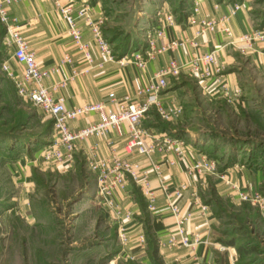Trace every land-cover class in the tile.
<instances>
[{
    "label": "crops",
    "instance_id": "crops-1",
    "mask_svg": "<svg viewBox=\"0 0 264 264\" xmlns=\"http://www.w3.org/2000/svg\"><path fill=\"white\" fill-rule=\"evenodd\" d=\"M194 2L198 8L197 13L193 12ZM160 9L157 23L148 32L152 33L157 26L164 28L162 37L151 35L156 47L173 41H181L182 44L173 51L157 54L153 59H148L143 67H139L129 55L124 54L121 58L123 60L114 57L107 59L101 52L91 27V23L98 22L101 12L96 4L89 5L84 1L74 3L73 11L80 10L86 13L77 20L81 31V43L86 45L84 51L74 44L65 20L55 11L50 0H19L8 6V12L16 19L15 25L33 54L37 66L48 70L45 85L63 82L53 94L61 96L66 107L76 108L106 102L107 108L113 110H117L118 104L123 103L125 98L128 101L142 102L145 95H139V90L148 83L153 73L173 59L181 64L189 59L192 50L189 39L193 38L200 28L198 22L205 19L219 20L228 11L225 2L191 0L188 14L183 19H177L174 13L172 22L168 23L165 18L169 11L163 6ZM225 26H228L230 35L225 33ZM255 26L247 9L240 8L235 16L218 25L214 31H206L196 37L198 52H213L218 58L220 72L212 77L203 78L199 73L192 72L188 66H184L178 76L168 78L167 86L161 90L158 99L165 106L181 107V113L170 121H163L155 109H151L153 111H149L141 118L139 121L141 128L152 135V138L146 137L145 140L154 145V150L148 157L138 155L134 150L125 149L128 138L127 124H122L120 130L111 127L103 135L78 141L74 161L68 172L84 167L94 178V191L97 176L87 167V157L91 154L105 160L111 156L128 159L148 169L154 164L162 173L168 189L182 185L186 188L177 202L184 211L192 212L186 229L192 236L196 234L199 237L194 249L182 247L169 249L159 246V241L165 240L174 231L175 221L165 203L164 194L159 189V180L151 169L149 179L151 187L155 190L154 210L146 206L145 197L141 195L130 177L125 180L122 189L113 190L111 205L104 204L99 198L105 222L124 236L119 256L126 259H141L142 264H154V258L152 259L149 254V237L152 236L155 239L154 255L159 264H220L221 258H225L224 264H235L237 260L235 247L220 243L218 235L228 223L225 221L227 214L238 212L244 202L237 200L232 187L225 185L217 175L200 176L192 174L187 168L202 157H209L206 153L208 146L216 138L215 141L219 145L220 141H223L222 146L230 140L231 145L226 153L238 156L237 160L229 164L225 163L226 160L222 165L218 161V171L225 173L229 181L237 183L240 188L260 192L264 197L262 194L264 172L259 166L245 164L241 160V155L246 154L242 151L245 144L241 148L237 147L240 138L226 132L223 134L222 129L216 128V124L207 121L209 117L206 115L203 116L205 122L203 127L191 131L182 122V118L187 114V108L183 104L184 99L180 96L179 89L192 82L210 104L221 101L229 106L228 113L232 112L252 120L256 125L263 124L264 120H260L262 109L257 105H250L248 101L251 98L256 104L258 97L264 96V41H255L250 45L239 43L237 47L228 44L230 39L252 31ZM146 50L135 53L142 59H147ZM11 52L12 46L8 62L20 77L22 66L11 58ZM111 94L113 100L109 101ZM189 106L191 110L199 109L200 112L196 102L191 101ZM98 119V114L93 112L70 121L69 126L72 130H77L93 124ZM214 134L216 136L213 138ZM165 137L184 140L182 157L173 153L172 145L163 142L162 139ZM199 137H202V140ZM220 159L223 160L225 157ZM169 161H173L174 164L168 165ZM250 204L264 221V204L262 206L252 202ZM154 223L159 225L156 230L153 227Z\"/></svg>",
    "mask_w": 264,
    "mask_h": 264
},
{
    "label": "rangeland",
    "instance_id": "rangeland-1",
    "mask_svg": "<svg viewBox=\"0 0 264 264\" xmlns=\"http://www.w3.org/2000/svg\"><path fill=\"white\" fill-rule=\"evenodd\" d=\"M77 1L98 5L100 35L112 58L119 60L124 54L131 56L148 49L146 36L157 23L162 6L171 14L180 12V0ZM217 1L247 9L254 28L264 26V0ZM10 48L9 35L0 22V264H142L141 259L118 255L123 242L118 238V230L105 222L103 207L94 191V178L88 171L82 167L68 172L69 168L41 158L40 150L54 139L52 119L28 98L17 94L16 81L20 77L9 64ZM3 62H8L15 78L5 74ZM189 85L179 89L187 108L182 122L191 131H197L205 124L206 115L207 121L216 124L223 134H233L247 142L242 150L246 159L242 161L249 163L251 146L264 145V123L256 125L228 113L229 106L221 101L210 104L195 84ZM191 101L197 103L200 112L191 110ZM257 101L254 104L250 98L248 102L262 109L260 120H264V96ZM222 145L220 141L217 146L221 147L214 149L221 165L231 142ZM223 157L224 161L220 159ZM258 166L264 172V162ZM240 202L248 203L254 210L251 201ZM247 227L253 228L260 248L264 249V223L249 221ZM225 261L221 258L220 264Z\"/></svg>",
    "mask_w": 264,
    "mask_h": 264
},
{
    "label": "built area",
    "instance_id": "built-area-1",
    "mask_svg": "<svg viewBox=\"0 0 264 264\" xmlns=\"http://www.w3.org/2000/svg\"><path fill=\"white\" fill-rule=\"evenodd\" d=\"M19 0H0V22L7 30L10 38V45L12 46L11 58L22 66L20 79L16 81V92L23 98H28L41 111L45 112L47 116L52 119V127L54 129V139L45 148L40 150V156L43 160L51 161L60 168H69L74 159V153L78 141L94 136H100L106 133L111 127L118 130L121 129L122 124H127L128 138L125 144L126 150H134L138 155L149 156L153 150L154 145L147 143L145 138L152 135L141 128L139 121L151 109H155L158 116L170 121L181 113V107H172L163 105L158 95L161 90L167 86L168 78L178 76L182 67L188 66L192 72L199 73L203 78L212 77L219 74L220 64L217 56L213 52L200 53L197 50L198 42L196 37L204 34L206 31H214L221 23H225L228 18L235 16L240 9L239 5L228 4V11L222 15L219 20L205 19L200 20V28L196 31L195 36L189 39V44L192 50L189 53V59L181 64L176 59L171 60L165 67L158 69L149 78L148 83L139 90V95H145L142 102L128 101L125 98L123 103L118 104V109L113 110L107 108L106 102H97L92 105L77 106L76 108H68L65 106L64 99L57 97L53 92L59 88L63 82L54 85H45L44 80L48 75V70L41 69L34 61L33 54L29 50L20 30L15 25L16 19L8 12V6ZM56 12H59L67 25L69 34L78 47L84 51L86 45L81 43V31L78 28L77 20L86 15L85 11L74 10L75 0H50ZM193 12L197 13L198 8L194 2L192 5ZM174 18L173 13L166 15L165 21L171 23ZM98 22L91 23L92 31L99 45L101 52H103L107 59H112L108 44L102 40L99 32ZM224 31L230 35L228 26H225ZM164 28L156 27L152 33L146 36L148 49L146 50V58L142 59L138 53H133L130 57L134 59L139 67H143L148 59H153L157 54L166 52L168 50L177 49L182 43L181 41H173L171 43H164L156 47V44L151 35L163 36ZM255 41H264V26L261 28H254L248 33L239 35L236 38L230 39L228 44L237 47L239 43L251 44ZM241 48V47H239ZM88 60V58H86ZM123 60V59H122ZM2 69L9 77H14L12 69L8 62H3ZM15 78V77H14ZM113 100V95H109V101ZM97 113L98 121L91 125L72 130L69 122L77 119L82 115ZM165 144L172 145V151L175 155L182 157L183 147L185 142L180 138H163ZM173 161H169L168 165H173ZM88 170L96 174V196L102 200L106 205H111V196L115 188L122 189L125 180L130 177L137 185L138 190L145 197L148 208L155 209V190L151 187L149 179V170L155 173L159 180V189L164 194V199L170 213L175 221L174 231L171 232L165 240L159 241L160 247L174 248H190L194 249L199 237L191 235L187 232V224L191 218V211H184L178 204L177 199L181 196L185 186H178L177 188L168 189L159 168L151 164L149 169L142 168L137 162L111 156L110 159H99L95 154L87 157ZM188 171L197 175L215 174L224 184L229 185L234 190L236 199L243 201L249 200L252 203L262 206L264 204V197L255 191H249L238 187L234 182L226 178L225 173L218 171V160L212 157H202L200 160L193 162L188 166ZM118 213V211L116 212ZM118 238L123 242L124 236L118 232ZM112 264V263H110Z\"/></svg>",
    "mask_w": 264,
    "mask_h": 264
},
{
    "label": "trees",
    "instance_id": "trees-1",
    "mask_svg": "<svg viewBox=\"0 0 264 264\" xmlns=\"http://www.w3.org/2000/svg\"><path fill=\"white\" fill-rule=\"evenodd\" d=\"M179 8L180 12L175 13L177 19H183L185 17L191 6V0H180L179 2ZM153 110H150V112ZM158 117V116H157ZM216 136L214 134L213 138ZM216 138L213 139V142L209 144V149L207 150V155L216 158V153L214 151L215 147L217 146V143L215 141ZM230 141V140H228ZM237 143V142H235ZM244 140H241L237 144V147L243 146L246 144ZM249 155V163L247 165H254L256 166L258 163L264 162V145L263 143H257L253 146H251V150L248 153ZM243 155V154H242ZM241 155V160L243 159L245 161V156ZM247 156V157H248ZM218 158V157H217ZM238 156L234 153H229L226 162L225 163H232L233 161L237 160ZM262 161L258 162V159H261ZM252 162V163H250ZM258 162V163H257ZM222 168V167H220ZM219 168V169H220ZM264 195V191L262 192ZM142 195V193H141ZM143 196V195H142ZM248 203H243L240 207L238 212H230L227 214L226 220L228 223L223 227L220 231V237L218 238V241L222 243L225 246L231 245L235 247V250L237 252V260L235 264H264V249L260 248V244L258 242V238L253 234L254 230L253 228L247 227L248 222H254L258 225V222L264 223L263 219L259 217V214L254 210L249 208ZM249 210L251 211V214L248 213ZM251 219V220H250ZM254 220V221H253ZM154 229H158L159 225L153 224ZM247 229V230H245ZM242 232L241 234H238ZM149 247L152 259L154 260V264H159L156 261L155 255H154V248H155V239L150 236L149 237Z\"/></svg>",
    "mask_w": 264,
    "mask_h": 264
}]
</instances>
